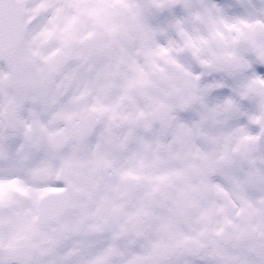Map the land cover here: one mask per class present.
Returning <instances> with one entry per match:
<instances>
[{
	"label": "snow or ice",
	"instance_id": "6c2138e0",
	"mask_svg": "<svg viewBox=\"0 0 264 264\" xmlns=\"http://www.w3.org/2000/svg\"><path fill=\"white\" fill-rule=\"evenodd\" d=\"M0 264H264V0H0Z\"/></svg>",
	"mask_w": 264,
	"mask_h": 264
}]
</instances>
